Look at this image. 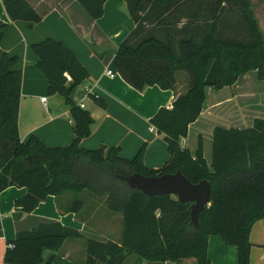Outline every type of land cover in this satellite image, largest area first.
I'll use <instances>...</instances> for the list:
<instances>
[{
    "label": "trees",
    "instance_id": "1",
    "mask_svg": "<svg viewBox=\"0 0 264 264\" xmlns=\"http://www.w3.org/2000/svg\"><path fill=\"white\" fill-rule=\"evenodd\" d=\"M94 19L104 14L107 0H77ZM135 27L119 44L115 68L135 89L151 85L174 89L176 73L189 75V88L171 107H161L151 118L165 136L170 158L162 167L144 164V149L132 159L119 147L86 149L81 141L91 133L90 112L72 99L74 89L88 77L87 68L66 43L46 38L32 44L38 68L48 80V93L64 97L73 119V139L63 147H49L37 135L22 141L19 111L23 73L19 57L0 56V192L25 187L16 204L33 211L49 195L89 189L107 197L110 210L123 214L120 244L86 237L59 221L43 222L19 231L8 242L5 264H42L47 250L58 252L68 238L86 239L84 264H124L135 254L148 261H178L193 257L212 264L208 241L219 236L237 248L238 264H250L254 223L264 218V119L247 128L216 126L211 166L200 140L193 154L181 143L189 125L201 114L206 87L233 85L252 70L264 80V36L250 0H125ZM11 20L39 22L40 14L28 0H3ZM9 23L0 20V45ZM68 76L73 80L68 86ZM106 107L104 98L91 94ZM181 171L193 183L211 182L209 205L190 224L191 203L176 195L147 196L122 179L138 172L161 175ZM83 203L76 200L73 210ZM53 258L48 262L50 264Z\"/></svg>",
    "mask_w": 264,
    "mask_h": 264
},
{
    "label": "crops",
    "instance_id": "2",
    "mask_svg": "<svg viewBox=\"0 0 264 264\" xmlns=\"http://www.w3.org/2000/svg\"><path fill=\"white\" fill-rule=\"evenodd\" d=\"M28 1L40 14L39 22L11 20L3 0H0V20L9 23L0 45V56L5 52L17 55V68L23 73L19 111L21 140L26 141L31 135H37L49 147H63L73 139L70 109L64 97L48 93V80L38 68L39 57L31 47L33 43L53 38L66 43L89 72L88 77L72 93L74 102L80 106L83 104V108L93 118L91 133L82 139L81 146L86 149L119 147L120 155L127 159H132L143 148L144 164L153 169L162 167L170 158L168 144L163 134L150 129L151 118L161 107H171L178 96L188 91V73H176L177 83L174 89L151 85L142 91L132 87L120 75L115 68V54L119 44L135 27L125 0H107L104 14L96 19L77 0ZM250 2L264 36V0ZM108 70L115 72V75H109ZM250 72L254 75H249ZM255 79L257 85L263 84L260 83L257 72L252 70L241 75L231 86L220 89L207 86L202 112L189 125L187 136L181 140L182 145L194 154L201 140L204 156L211 166L214 128L236 127L232 123H242L241 121L249 125L253 120H248L241 114L242 110L246 111L249 106L247 101L254 94L249 86L242 87V84L246 80L250 83ZM72 83V78L68 76V86ZM91 94L104 98L107 106L98 105ZM43 96L47 97L46 104L42 101ZM242 97L248 99L242 103ZM257 117L264 119V112L257 114L255 118ZM26 191L25 187L9 186L0 192V264H5L4 255L8 242L19 231L30 230L43 222L59 221L77 228L84 235H90V238L121 243L123 214L108 208L106 196L103 203L100 199L103 196H98L89 189L49 195L33 211L25 212L16 201ZM76 200L83 203L78 212L73 210ZM119 224L122 225L121 238H113L110 233L109 238H95L93 234L85 232L87 227L101 232L108 228L114 231L112 228H119ZM263 228L264 225L261 229ZM258 237V229L253 225L250 235L253 244L250 264H264V240L259 242ZM48 251L50 250L45 255ZM131 255L135 254L127 255L126 259ZM208 255L212 264H238L237 248L226 245L216 235L209 238ZM85 256L86 240L68 238L60 250L54 252L50 264H84ZM132 264H198V261L193 257L178 261H148L135 255Z\"/></svg>",
    "mask_w": 264,
    "mask_h": 264
},
{
    "label": "water",
    "instance_id": "3",
    "mask_svg": "<svg viewBox=\"0 0 264 264\" xmlns=\"http://www.w3.org/2000/svg\"><path fill=\"white\" fill-rule=\"evenodd\" d=\"M131 189L142 191L147 196L176 195L182 202L191 203L190 224L195 228L200 227L199 216L209 205L212 185L208 180L193 183L181 171L161 175H143L135 172L122 177ZM54 252L48 251L42 264H48Z\"/></svg>",
    "mask_w": 264,
    "mask_h": 264
},
{
    "label": "rangeland",
    "instance_id": "4",
    "mask_svg": "<svg viewBox=\"0 0 264 264\" xmlns=\"http://www.w3.org/2000/svg\"><path fill=\"white\" fill-rule=\"evenodd\" d=\"M252 73L253 72H250L249 75H254ZM253 78H254V76H253ZM260 81H261L260 83H263V84L257 85L256 79L250 83H249V81L246 80L242 84V87L243 86H245V87L249 86L248 88L253 90L254 94H255V95L251 94L253 96L250 97L249 99L248 98L244 99L243 97L241 99L242 103H244V101L248 99L247 104H249V106L247 107L246 111H243V110L241 111V114L243 115L242 117L246 116L248 120H251L250 118H252L254 120V118L257 116V114H263V112H264V80H260ZM242 106H243V104H242ZM224 107H227V105H225ZM259 116L261 117V115H259ZM253 120H251V123H249V125L244 123V121H241L242 123H237V124L232 123V126L234 125L238 128L251 127L253 125ZM197 143H198V139L196 138V144ZM210 157L211 156H208V158H210ZM208 160L211 161V159H208ZM105 198H106L105 196L100 197V199L103 200V203H105ZM103 208H104V206H103ZM101 210H103V209H101ZM112 213L115 214V212H112ZM262 223L264 225V218L259 219L254 223V227H256L258 229L259 242L264 240V228L261 229L263 227ZM112 229H114V231H111L108 228V229H102L103 232H101V230L90 229L89 227H87L85 229V232L93 234L95 238H101L102 236L109 238V233L112 234L113 238H121V236H122V225L119 224V228H116L114 226ZM85 235L90 237V235H88V234H85ZM83 239L86 240L85 238H83ZM75 240H77V239H75ZM134 259H135V255L129 256L126 259L125 264H132V260H134Z\"/></svg>",
    "mask_w": 264,
    "mask_h": 264
},
{
    "label": "built area",
    "instance_id": "5",
    "mask_svg": "<svg viewBox=\"0 0 264 264\" xmlns=\"http://www.w3.org/2000/svg\"><path fill=\"white\" fill-rule=\"evenodd\" d=\"M108 74L109 75H111V76H114L115 75V72H113L112 70H108ZM46 100H47V97L46 96H43L42 97V101L46 104ZM81 106L83 107L84 105L83 104H81ZM150 129L153 131V130H157L156 128H155V126H153V125H151L150 126Z\"/></svg>",
    "mask_w": 264,
    "mask_h": 264
}]
</instances>
